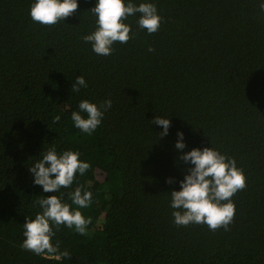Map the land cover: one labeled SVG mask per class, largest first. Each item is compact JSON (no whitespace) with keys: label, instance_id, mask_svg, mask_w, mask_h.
Returning <instances> with one entry per match:
<instances>
[{"label":"trees","instance_id":"16d2710c","mask_svg":"<svg viewBox=\"0 0 264 264\" xmlns=\"http://www.w3.org/2000/svg\"><path fill=\"white\" fill-rule=\"evenodd\" d=\"M34 2L0 0V264H264V0H131L155 4L160 29L149 34L139 13L129 16L133 38L109 56L83 40L97 27V0H78L51 27L31 19ZM80 75L87 87L73 92ZM84 99L112 101L91 135L71 120ZM156 116L170 119L164 137ZM52 146L91 167L45 193L28 169ZM205 147L234 158L247 177L228 231L177 226L172 216L170 192L193 166L179 157ZM81 185L93 193L80 209L91 217L86 234L61 226L57 253L24 250L23 224L42 212L36 201L72 204Z\"/></svg>","mask_w":264,"mask_h":264},{"label":"clouds","instance_id":"9594fccd","mask_svg":"<svg viewBox=\"0 0 264 264\" xmlns=\"http://www.w3.org/2000/svg\"><path fill=\"white\" fill-rule=\"evenodd\" d=\"M79 8L78 0H35L30 7V17L34 22L45 26H54L60 21L76 13ZM264 11V2L259 4ZM90 12L96 17V29L83 37L84 42L91 43L92 50L97 55L109 56L113 53L116 42L127 43L133 38L132 29L124 21L129 16L139 13L137 24L140 29H145L149 34L159 31L162 17L158 15L153 3H141L139 6L131 0H97L95 7ZM148 51H154L149 47ZM86 88L87 83L83 75L75 78L71 91L79 93L81 88ZM112 106V101L106 100L100 105L87 99L79 102L78 111L71 113V120L76 128L83 133L91 135L101 125L105 111ZM60 116L53 118L54 122L60 121ZM152 124L162 126L160 137L168 134L170 119L156 116ZM177 150H183V133L178 132ZM80 153L66 150L58 154L55 146L50 147L37 160L29 172L33 174L35 185L42 186L45 193H58L61 188H69L76 180L77 173L83 177L91 165L82 161ZM192 167L186 169L187 174L180 181V190L170 192V207L174 223L177 226L187 227L190 224H206L210 231L223 228L230 230L229 225L234 221L235 204L232 197L247 186V177L242 168H238L236 160L212 147L203 150L193 148L179 157ZM47 165V166H46ZM167 183H173L169 178ZM83 186H78L69 194L72 204L63 202L57 195H50L36 201L42 209L34 219H26L23 227L25 239L21 247L36 255L55 254L59 251V241L53 244V237L61 226L74 229L79 235H85L91 217H85L80 209H87L92 203L93 193L83 191ZM77 208L73 209L72 205ZM55 226V231L53 229ZM70 257V253H61Z\"/></svg>","mask_w":264,"mask_h":264}]
</instances>
